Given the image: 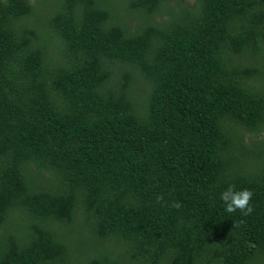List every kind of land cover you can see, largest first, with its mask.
Returning a JSON list of instances; mask_svg holds the SVG:
<instances>
[{
	"label": "trees",
	"instance_id": "1",
	"mask_svg": "<svg viewBox=\"0 0 264 264\" xmlns=\"http://www.w3.org/2000/svg\"><path fill=\"white\" fill-rule=\"evenodd\" d=\"M0 264H264V0H0Z\"/></svg>",
	"mask_w": 264,
	"mask_h": 264
},
{
	"label": "clouds",
	"instance_id": "2",
	"mask_svg": "<svg viewBox=\"0 0 264 264\" xmlns=\"http://www.w3.org/2000/svg\"><path fill=\"white\" fill-rule=\"evenodd\" d=\"M251 191L247 189L233 190L230 186L220 192L219 199L224 203V210L232 213L236 210H241L245 215L251 212V206L248 201L251 197Z\"/></svg>",
	"mask_w": 264,
	"mask_h": 264
},
{
	"label": "rangeland",
	"instance_id": "3",
	"mask_svg": "<svg viewBox=\"0 0 264 264\" xmlns=\"http://www.w3.org/2000/svg\"><path fill=\"white\" fill-rule=\"evenodd\" d=\"M191 1H192V0H191ZM49 7H50V5H49V6H46L45 8H49ZM134 81H136V83H137L136 98H137L139 104H140V105H143L144 96H145V93H144V92H146V90L140 92V86H138L139 83H138L137 78H135ZM83 237H84V239L87 241V243H88V245H89L90 243L88 242V237H87V235L85 234Z\"/></svg>",
	"mask_w": 264,
	"mask_h": 264
}]
</instances>
